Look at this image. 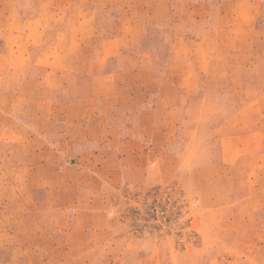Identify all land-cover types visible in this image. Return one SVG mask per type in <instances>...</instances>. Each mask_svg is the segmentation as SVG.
<instances>
[{
	"label": "rangeland",
	"instance_id": "374dc122",
	"mask_svg": "<svg viewBox=\"0 0 264 264\" xmlns=\"http://www.w3.org/2000/svg\"><path fill=\"white\" fill-rule=\"evenodd\" d=\"M237 1L254 4L89 0L93 41L79 47L78 0L0 14V264H264V174L237 171L241 148L223 157L242 111L219 84L264 52V0ZM36 65L47 91L15 99ZM70 66L94 93L64 90ZM249 112L247 128L263 111Z\"/></svg>",
	"mask_w": 264,
	"mask_h": 264
},
{
	"label": "crops",
	"instance_id": "0c3cea01",
	"mask_svg": "<svg viewBox=\"0 0 264 264\" xmlns=\"http://www.w3.org/2000/svg\"><path fill=\"white\" fill-rule=\"evenodd\" d=\"M82 3V5H77L75 6L73 9L75 12L79 13L83 19H85V24H83L82 22L80 23L81 27L85 26L86 28V41H84V33H82L80 35L79 31H78V24L73 23V28L75 27L77 29L76 33H75V38L72 42V44H74V46L79 47V45H82L80 43V39L82 40L81 42L84 44L86 43H90L92 44L93 41V36H94V28H95V8L91 7V5H88L89 0H85V2H82V0H78ZM33 5H31L28 0H23V3L21 5V8L23 9V14L25 13H29L31 15H40L44 12V10L42 9V0H32ZM19 0H0V14L4 15L5 13H16L18 11H20L22 13L21 8L19 9ZM230 4H238L239 6L242 7H247L249 9L252 8V3L251 1H237L236 2L234 0H230ZM233 6V5H232ZM254 27V24H253ZM20 28H23V26H20ZM238 27L236 25L232 26L230 28V30H234V36L235 38L240 37V32H238ZM243 29V28H242ZM249 25L246 27V31L248 32L249 30ZM251 30V29H250ZM233 35V34H232ZM122 35L116 36V40L120 39V42H122ZM232 37V36H231ZM104 38H102L103 40ZM115 40V41H116ZM109 41L107 38L105 39V42ZM258 46L263 47L264 50V32H263V37L261 39L258 40L257 42ZM89 45V44H88ZM41 55V54H40ZM37 57V60L39 59V56ZM234 54H230V56L232 58H238V53L235 54L234 56H232ZM228 56L225 57V59ZM244 57L248 58L247 59V65L244 66V68H242L241 70H231V71H226V73L228 74V77L231 79L229 84H219L220 86H225V87H229L230 90L228 91L231 95H237L236 96V105L234 106V109L238 110V111H242L239 113V116L237 117L239 120V124H238V131H237V135L231 136V138H223L224 139H228L231 140V142L235 141L236 143H241V146H239V144L236 146V143L233 144V148L232 151H226L223 153V157L226 158V156L228 157V152H230V154H235V151L233 150H237L241 148V151L238 154L242 155L240 156V165L239 162L237 164V167H241V169H237V171H242V172H246L249 174H264V52L262 53H258L256 55H248L245 54ZM70 60L71 61H79V60H84L83 58H80V56L75 55L73 56V54L70 55ZM85 60H95L94 54L87 52ZM178 61H176L175 59L173 60L172 63H175V65H177ZM248 62H250L248 64ZM35 67V66H34ZM37 69L34 70H29L26 69L24 70L25 73V80H27V85L26 83L24 85L20 84L17 86L16 83V87H15V91H14V97L15 99L19 96L20 92H26L31 86L30 84L32 83H40V85L38 84V88H39V92L45 93L47 91L46 89V84H44V80L46 77L45 74V70H43V68L41 67V65H36ZM17 75H21V71L17 72L15 71ZM62 72L64 73V77L66 78V85H64L67 89H64L65 91L68 92V94L72 95V94H81V95H85V93H94L93 90L88 89V91H84V92H78L79 89H76V83H78L77 79L84 77L82 74H80L78 71L74 70V66H70V68L66 69V70H57L56 73L57 75L61 76ZM95 71L92 69L90 71L87 72L86 79L90 80L88 82H93L94 78L96 77ZM175 74H178L177 76L182 79L181 81H183L184 83L186 82V80L188 79V74L185 71L182 72H170L169 75H171L172 77H175ZM204 72L203 74H199V73H195V76H198L199 78L201 76H204ZM216 78H223L224 75L222 73V71H215V73L213 74ZM99 77V76H98ZM239 77H243L242 79H244L242 81V84H236L235 85V80L238 79ZM82 79V78H81ZM222 83V81L220 82ZM180 88V87H178ZM178 88L174 89V92L177 90ZM31 91V90H30ZM78 94V95H79ZM218 109H223L226 108L225 105L217 103V105L215 106ZM27 108V106L23 105V109L25 110ZM40 108V106H39ZM253 110H260L263 111L262 113H260V115H255L254 118V123L247 128L248 124L250 123V118H251V114L252 112L249 111H253ZM258 114V113H257ZM247 115V116H245ZM249 115V116H248ZM234 121L232 120V123ZM248 123V124H247ZM245 143H248L249 145H246ZM247 146V147H245ZM246 148V149H245ZM237 154V153H236ZM242 168H244L242 170ZM76 219V218H75ZM80 216H77V220L76 223L73 226V228L71 229V232L69 231V235L70 237H78L83 235V230L80 227ZM75 226V227H74Z\"/></svg>",
	"mask_w": 264,
	"mask_h": 264
}]
</instances>
